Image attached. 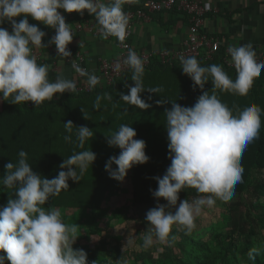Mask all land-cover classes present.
<instances>
[{
    "label": "clouds",
    "instance_id": "clouds-1",
    "mask_svg": "<svg viewBox=\"0 0 264 264\" xmlns=\"http://www.w3.org/2000/svg\"><path fill=\"white\" fill-rule=\"evenodd\" d=\"M130 2L133 0H0V99L9 102L11 97L12 104L31 101L37 106L58 93L76 90L75 82L62 76L51 81L50 66L38 63L34 48H47L43 43L46 32L37 24H31L29 15L54 28L56 34L49 43L56 45L59 55L71 57L68 45L74 39L75 30L60 9L81 15L87 10L95 15L104 38L114 36L123 41L129 25V16L123 6ZM20 16L23 19L17 21L15 18ZM6 20L12 26L11 31L2 26ZM228 51L237 73L235 80L223 66H202L195 56L180 57L182 70L194 81V86L201 89L211 77L213 90L246 96L254 79L264 70V61L257 60L250 43L230 46ZM123 64L133 69L131 79L135 86L130 87L128 94H121V100L148 108L150 105L141 98L145 91L144 60L134 50H129ZM72 66L80 71L75 63ZM96 82L97 78L90 76V83ZM149 90L162 91L160 88ZM262 113L264 108L254 103L243 110L229 108L215 91L212 94L204 91L190 107L172 101V107L164 113L171 164L162 177H154L158 188L152 190L157 200L163 198L167 204L158 203L147 212L146 220L152 227L143 237L144 248L155 242L171 246L175 241L174 236L170 238L174 225L183 226L191 233L204 207H212L217 199L227 202L233 198L235 186L242 181L243 153L259 134ZM73 125L71 120L65 122L68 133H72ZM93 136L89 127L77 126L79 148L83 149L86 140ZM136 136V130L129 124H122L107 135L108 145L121 149L118 156L110 157L105 164L110 178L122 182L134 165L150 160L146 141ZM64 139L72 142L71 135ZM18 155V162L5 164L6 171L0 180L6 188L14 190L7 204L0 206V253H3L0 264L6 261L10 264H89L87 252L73 247L79 237V224H66L58 208L46 209L43 205L50 197L67 189L69 180L80 181L92 167L96 153L92 150L74 153L60 164L62 170L51 179L34 171L27 162V152L21 150ZM190 187L210 195L191 202L180 201V191ZM126 243L131 245L133 241L127 239ZM260 251L254 247L249 256L254 260Z\"/></svg>",
    "mask_w": 264,
    "mask_h": 264
},
{
    "label": "trees",
    "instance_id": "trees-1",
    "mask_svg": "<svg viewBox=\"0 0 264 264\" xmlns=\"http://www.w3.org/2000/svg\"><path fill=\"white\" fill-rule=\"evenodd\" d=\"M223 54L219 51L210 60L196 58L202 66H223L235 80L236 70L224 62ZM66 58L53 53L49 62ZM181 66L180 60L163 62L159 55L151 57L149 65L144 66L145 91L141 93V98L150 105L148 108L121 100V94H128L130 87L135 86L131 79L133 69L109 85L97 86L90 91L65 92L57 100L37 106L25 102L12 104L11 97L9 102L3 100L0 109V180L6 171L5 164L18 162L21 150L27 152V162L34 171L49 179L58 175L62 170L60 164L74 153L83 150L96 153V160L80 181L69 180L67 189H62L58 196L50 197L43 205L46 209L58 208L66 224H79L78 231L88 224L85 240L77 238L75 249L87 252L89 264H124L125 261L127 264H264V113L259 134L247 146L241 159L242 181L235 186L233 198L222 201L221 213L199 217L198 227L191 233L183 226L174 225L170 238L174 236L175 241L171 246L159 242L149 248L142 246L143 237L152 227L146 220L147 212L158 203L167 204L163 198L157 200L152 190L158 188L154 177H162L171 164L164 113L172 107V101L190 107L204 91L209 94L215 91L229 108L243 110L253 103L264 108V70L254 79L248 94L241 96L213 90L211 77L203 89L194 86V81L184 74ZM152 88L162 91L152 92L149 90ZM69 120L74 123L72 133L64 126ZM122 124H129L136 130V139L146 141V154L150 160L134 165L121 182L110 178L105 164L121 151L108 145L107 135L117 131ZM77 126H87L94 134L86 140L83 149L77 146ZM68 135L72 136V142L64 139ZM13 193V189L0 183V206L6 205L9 194ZM126 193L131 198L113 207L114 200ZM207 195L210 194L199 193L190 187L180 191L179 199L190 202ZM209 208L206 206L203 211H210ZM95 212H100L101 217L110 212L108 222L105 224L92 217ZM118 212L120 216L115 219V224L113 220ZM205 220L209 222L204 224ZM133 227L137 233L135 246L127 244L128 238L124 235L131 233ZM94 236L99 239L93 240ZM254 247L261 251L253 260L249 252Z\"/></svg>",
    "mask_w": 264,
    "mask_h": 264
},
{
    "label": "crops",
    "instance_id": "crops-1",
    "mask_svg": "<svg viewBox=\"0 0 264 264\" xmlns=\"http://www.w3.org/2000/svg\"><path fill=\"white\" fill-rule=\"evenodd\" d=\"M145 0H133L124 4V11L129 7L139 9L143 7ZM208 6L215 9L209 11L205 17L204 29L207 33L220 38L222 45L221 51L231 59L228 51L230 46L239 47L251 44L256 52H260L264 46V0H203ZM65 16L66 22L74 25L77 19L92 20L95 15L89 14L84 10L83 15L79 12L68 13L60 9ZM17 21L23 19L22 16L15 18ZM31 24H37L46 36L43 43L48 45L39 49L44 53L45 61L41 64L49 65V79L55 81L58 76L69 79L73 69L71 64L64 59L56 60L58 68L53 70L51 58L56 49L55 44L49 41L55 35L54 28L44 25L40 21L28 16ZM190 25L189 15L182 9L170 11L153 12L149 21L138 20L134 26L133 46L144 48L153 55H159L164 49H179L188 36ZM9 31L12 30L10 22L7 20L2 25ZM82 42V43H81ZM120 40L114 36L104 38L101 34H94L89 30L76 32L71 44L74 48L81 49L86 54L89 70L95 71L100 57L114 58L119 53ZM81 44V46H80ZM160 57V56H159ZM3 100L0 99V109Z\"/></svg>",
    "mask_w": 264,
    "mask_h": 264
},
{
    "label": "built area",
    "instance_id": "built-area-1",
    "mask_svg": "<svg viewBox=\"0 0 264 264\" xmlns=\"http://www.w3.org/2000/svg\"><path fill=\"white\" fill-rule=\"evenodd\" d=\"M174 8L182 9L189 15L190 25L188 29V36L184 40L183 45L179 49H164L159 52V56L163 62H171L172 60H180L181 56L184 57H200L204 60L212 59L219 51H221L222 42L219 37L210 35L204 29L206 14L215 9L213 6H208L203 0H145L143 7L139 9H129L125 12L129 16V25L127 35L123 41L119 43L118 56L114 58L100 57L95 71L89 70L87 65L86 54L83 50L74 48L70 43L68 49L71 51L72 56L67 57L65 60L71 64L73 69L72 76L69 80L75 82L76 90L72 93L90 91L97 86L109 85L117 78L121 77L124 72L131 69L123 64L124 59L127 57L129 50H134L139 57L144 60V66L149 65L152 53L147 52L144 48H135L133 46L134 26L138 20L149 21L151 13L170 11ZM72 28L76 32L89 30L96 34H101L100 25L96 21V17L92 20L76 21ZM55 30V29H54ZM56 34V30H55ZM35 55L38 58V63L45 61L44 53L38 48H34ZM54 53H58L57 48ZM258 61H264V46L256 56ZM224 62L234 67L232 60L223 56ZM75 63L80 71L73 68ZM119 65V67H117ZM58 68V62L53 61V70ZM235 68V67H234ZM95 76L97 82L90 83V76ZM62 94H56L51 100H57ZM51 100H45L51 101ZM43 102V103H44ZM29 106L35 105L34 102H25ZM42 104V103H41Z\"/></svg>",
    "mask_w": 264,
    "mask_h": 264
},
{
    "label": "rangeland",
    "instance_id": "rangeland-1",
    "mask_svg": "<svg viewBox=\"0 0 264 264\" xmlns=\"http://www.w3.org/2000/svg\"><path fill=\"white\" fill-rule=\"evenodd\" d=\"M130 198H131V195H130L129 193H126V194H123V195H121V196H118V197L114 200L113 207H118V206H120L121 204H123V203H125L126 201H128ZM190 202H191V201H190ZM222 206H223V202L220 201L219 199H217V200H216V203H215L212 207L209 208L210 211H208V210L203 211V213H201V215H200L199 217H206V216L211 217V215H216V214L219 215V214L221 213V211H222ZM105 215H106V214H103V216L101 217V213H100V212H95V213H93L91 216H92V217H97V218H99V219H98L99 222H100V221H103V223L106 224V222H108V219H109L111 213L109 212L106 216H105ZM119 216H120V214H119V212H118V213L116 214V217H114V220H113V222H114L115 224H117V220H115V219L118 218ZM199 217H197L196 220H195V227H194L195 229L198 227L199 221H198L197 219H198ZM101 218H102V220H101ZM204 222H205L204 224H207V223L209 222V220H205ZM68 224L71 225L69 222H68ZM87 225H88V224L85 225L84 230H82V231H78V233H77V235L79 236L78 238L81 239V240H85V238H84V232H85V229L87 228ZM123 229H124V228H123ZM136 234H137V233H136L134 227H133V230H132L131 233H127V234L124 233L125 238L132 239L133 243H132L131 245H134V246H135L134 239H135V235H136ZM98 239H99V238H98L97 236H94V237H93V240H98ZM77 243H78V241L76 240V242H75L74 245H73L74 248H75V246L77 245ZM156 246L159 247L158 244H156Z\"/></svg>",
    "mask_w": 264,
    "mask_h": 264
}]
</instances>
